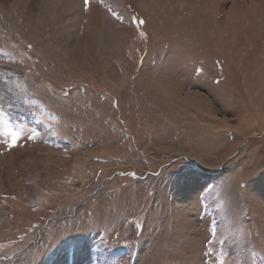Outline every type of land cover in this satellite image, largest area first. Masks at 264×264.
Wrapping results in <instances>:
<instances>
[{
    "label": "rangeland",
    "instance_id": "1",
    "mask_svg": "<svg viewBox=\"0 0 264 264\" xmlns=\"http://www.w3.org/2000/svg\"><path fill=\"white\" fill-rule=\"evenodd\" d=\"M0 264H264V0H0Z\"/></svg>",
    "mask_w": 264,
    "mask_h": 264
},
{
    "label": "crops",
    "instance_id": "2",
    "mask_svg": "<svg viewBox=\"0 0 264 264\" xmlns=\"http://www.w3.org/2000/svg\"><path fill=\"white\" fill-rule=\"evenodd\" d=\"M224 58L226 59V57H224ZM224 61L225 60H223V62L221 64H219L216 61V59H214V67H215V71L216 72H213L212 73L213 76H211V75L208 76L209 78H212L213 79L212 80L213 84H219V83L225 81L226 78H227V75H228L227 74V68H228V66H227V64L224 66V64H223ZM201 66L203 67V65L197 64L195 66V70H194V74L195 75H200V77H199L200 78L199 79L200 81H202L203 75L206 74V72H205L206 69L202 68ZM231 88H233V87H230V89ZM212 89H217V87L216 86H213ZM230 89H229V91H230ZM234 92H233V89H232L230 91V94L233 95Z\"/></svg>",
    "mask_w": 264,
    "mask_h": 264
},
{
    "label": "snow or ice",
    "instance_id": "3",
    "mask_svg": "<svg viewBox=\"0 0 264 264\" xmlns=\"http://www.w3.org/2000/svg\"><path fill=\"white\" fill-rule=\"evenodd\" d=\"M88 3H89V0H85V5L86 6L88 5ZM11 144L12 145H15L16 144V136L15 135L12 137Z\"/></svg>",
    "mask_w": 264,
    "mask_h": 264
},
{
    "label": "bare ground",
    "instance_id": "4",
    "mask_svg": "<svg viewBox=\"0 0 264 264\" xmlns=\"http://www.w3.org/2000/svg\"><path fill=\"white\" fill-rule=\"evenodd\" d=\"M110 39V38H109ZM260 89H261V87H260Z\"/></svg>",
    "mask_w": 264,
    "mask_h": 264
}]
</instances>
